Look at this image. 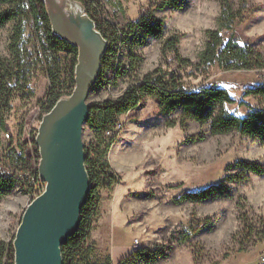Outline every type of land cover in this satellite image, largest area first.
<instances>
[{"label":"rangeland","instance_id":"rangeland-1","mask_svg":"<svg viewBox=\"0 0 264 264\" xmlns=\"http://www.w3.org/2000/svg\"><path fill=\"white\" fill-rule=\"evenodd\" d=\"M72 1L84 10L80 2ZM99 1L105 17L119 28L137 21L150 5L148 0ZM181 1L179 8H165L154 13L164 20L161 38L148 37L141 45L142 35L130 38L119 45L121 56L118 58L129 66V53L139 57L135 72L140 76L161 69L164 74L175 72L181 76L187 88L202 85L226 87L235 99V103L226 105V108L237 115L244 116L248 112L241 102L264 108V97L244 96L245 88L264 82V71H223L218 66L197 71L192 67H180L173 54L162 53L164 42L178 33L182 35L180 55L196 63L206 43V31L218 29L221 0ZM230 3L242 16L228 35L234 34L240 45H247L264 57V0H247L246 4L241 0H230ZM11 27L12 23H9L0 30L2 56L8 55ZM131 73L118 79L107 73L104 82L90 92L88 103L117 98L128 87ZM30 87L34 94L32 98L17 96L12 102L7 118L9 131L0 128V167L11 168L13 151L21 153L17 143L27 140L29 146L24 152H34L31 143L44 116L40 102L50 88L42 66L34 72ZM209 129V124L192 120L182 124L179 110L162 113L155 99L146 98L141 106L121 116L116 129L107 134L108 138L114 137V141L105 161L120 183L101 189L94 223L103 216L104 210L110 217L115 213L112 264H117L129 245L130 255L163 244L191 225H200L201 228L161 264H264V241L255 236L264 229V175L227 169L229 164L239 160L264 166V145L236 133L211 135ZM6 134L14 137V147L10 146L11 138ZM96 141L94 132L84 125L85 147H92ZM235 174L240 176L238 181H225L228 175ZM42 183L39 177L37 180L25 177L11 194L0 199V240L14 241L23 214ZM30 184L36 185L34 191L30 190ZM216 184L228 186L227 197L198 204L175 202L184 193ZM177 185L181 186L173 188ZM245 219L253 229V236H248L244 230ZM109 250L111 252L110 247ZM107 256V252L98 248L90 237L78 263H103ZM135 264L148 263L138 260Z\"/></svg>","mask_w":264,"mask_h":264},{"label":"trees","instance_id":"trees-1","mask_svg":"<svg viewBox=\"0 0 264 264\" xmlns=\"http://www.w3.org/2000/svg\"><path fill=\"white\" fill-rule=\"evenodd\" d=\"M77 1L96 23V28L108 44L102 57L99 78L93 89L104 82L107 73L115 79L132 73L128 87L121 95L91 104L89 119L85 124L94 132L97 139L92 147H85V163L91 181V191L82 209L78 230L62 248L63 264H79L78 258L82 256L84 246L94 227V216L101 199V189L120 183L118 176L111 171L105 161L114 141V137L108 138L107 134L116 129L121 116L141 106L146 98L155 99L162 113L170 114L179 110L182 124L187 120L209 124L211 135L236 133L243 137L254 138L264 145V108H254L241 102V105L248 108V112L244 116L237 115L226 108V105L235 103V99L226 87L202 85L187 88L181 76L175 72L170 75L164 74L161 69L140 76L135 72L139 66V57L129 53L127 56L129 66H125L122 59L118 58L119 45L130 38L136 39L142 35L140 45L144 44L148 37L161 38L164 20L157 18L154 13L165 8H179L181 0H148L150 5L147 11L137 21L130 22L123 28H119L105 17L99 0ZM241 2L246 4L247 0ZM220 5L218 29L206 31V43L198 54L196 63L180 55L179 45L182 35L178 33L164 42L162 53L173 54L180 67H192L197 71L213 66H218L223 71H264L262 54L247 45H240L234 34L228 35L236 21L241 18V13L233 8L230 0H221ZM9 23H12V27L8 55H0V128L5 131H9L7 118L14 99L17 96L22 99H30L34 96L30 84L38 66L44 68L50 82V88L40 102L42 112L45 114L50 112L62 97L72 94L78 58L76 47L54 35L44 0H0V30ZM30 39L33 40L32 43ZM62 54L65 56L63 57ZM244 96L264 97V82L245 88ZM10 138V146L14 147V137ZM31 145L34 152L27 154L24 152L25 147L29 146L27 140L17 143L21 153L13 151L12 154L15 155L10 157L11 168L1 165L0 199L11 194L25 177H28V180L38 179L40 158L35 139ZM227 169L264 175V166L253 161L239 160L229 164ZM239 179L240 176L235 174L228 175L225 181L233 183ZM29 186L31 191L36 188L34 184ZM179 186L181 185L173 188ZM227 190V185L216 184L184 193L175 199V202L198 204L217 197H227ZM246 220H244V230L248 232V236H253V229ZM200 228V225H191L188 230L179 232L178 236L173 235L163 244H155L135 251L118 264H135L138 260L147 261L148 264H161L170 259L177 247L187 242ZM255 236L259 241H264V229ZM0 264H14L13 242L6 243L0 240ZM85 264L112 263L108 255L103 263L88 261Z\"/></svg>","mask_w":264,"mask_h":264},{"label":"water","instance_id":"water-1","mask_svg":"<svg viewBox=\"0 0 264 264\" xmlns=\"http://www.w3.org/2000/svg\"><path fill=\"white\" fill-rule=\"evenodd\" d=\"M54 35L78 50L75 87L42 117L35 143L45 190L26 208L13 241L14 264H63L62 248L78 230L91 191L83 143L88 98L99 78L107 41L84 10L69 0H44Z\"/></svg>","mask_w":264,"mask_h":264},{"label":"crops","instance_id":"crops-1","mask_svg":"<svg viewBox=\"0 0 264 264\" xmlns=\"http://www.w3.org/2000/svg\"><path fill=\"white\" fill-rule=\"evenodd\" d=\"M106 211L107 210H104L103 216L100 217L97 220V222L94 223V227L90 234V237H91V241L93 243L95 242L98 248L104 249L105 252H107V254L111 257L113 261V251H115V242L113 235H114L116 220L114 215L115 213H113L112 217H110L109 212H107L106 214ZM109 247L111 248V252L109 250ZM125 251H126L125 255L119 261H121L123 258L129 255L131 251V245H129V247H127Z\"/></svg>","mask_w":264,"mask_h":264},{"label":"bare ground","instance_id":"bare-ground-1","mask_svg":"<svg viewBox=\"0 0 264 264\" xmlns=\"http://www.w3.org/2000/svg\"><path fill=\"white\" fill-rule=\"evenodd\" d=\"M67 11L70 12V13H72L73 15L79 17V13H80L79 12V9H78V7L76 6V4L72 0H69V2H68Z\"/></svg>","mask_w":264,"mask_h":264},{"label":"built area","instance_id":"built-area-1","mask_svg":"<svg viewBox=\"0 0 264 264\" xmlns=\"http://www.w3.org/2000/svg\"><path fill=\"white\" fill-rule=\"evenodd\" d=\"M6 137L7 138H10V135L9 134H6ZM45 190V183L43 184H40V188H38V192L35 193L34 197L37 198L40 194L43 193V191Z\"/></svg>","mask_w":264,"mask_h":264}]
</instances>
